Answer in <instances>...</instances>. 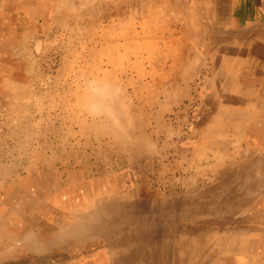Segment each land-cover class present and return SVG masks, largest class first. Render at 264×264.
Returning a JSON list of instances; mask_svg holds the SVG:
<instances>
[{
  "label": "bare ground",
  "instance_id": "bare-ground-1",
  "mask_svg": "<svg viewBox=\"0 0 264 264\" xmlns=\"http://www.w3.org/2000/svg\"><path fill=\"white\" fill-rule=\"evenodd\" d=\"M189 1L171 3L173 8L193 13L195 11L189 10ZM158 2L0 0V50L6 52L0 64L12 66L11 52L23 33L22 43L33 36L34 40L39 39V49L43 43L40 37L47 39L51 33L67 30L73 34L71 39L75 37L72 42L81 45L79 58L85 61L84 70L75 78L76 82L83 80L86 84L85 93L79 97L86 100L85 103L89 101L87 85L90 81L118 92L116 103L124 106L119 127L105 118L91 117L85 105L81 113L70 114L76 132H70L63 144L71 138L75 142L73 149H80L85 157L91 153L86 154L83 147L92 148L94 157L104 156V151L108 155L120 151L126 153L124 156H128L132 164L139 165L142 159L147 160L148 155L157 151L150 143L151 137L156 136V141L160 137L166 141L175 138L180 142L167 143L162 149L165 153H160L161 159L156 158L157 163L170 162L169 153L176 149L188 162L180 165L187 178L191 175L196 182L202 181L196 187H187V194L181 200L177 195L164 194L159 188L151 191L145 183L135 187L116 177L89 184L79 182V158L72 171L67 164L63 170V162L58 164L40 157L38 164L28 170L26 180L22 178L0 196V264H75L73 259L81 264H264V160L254 155L244 160L247 164H239L235 158L224 163L216 158V162H209L206 168L200 169L194 166L195 157L200 160L204 151L201 147L214 150L216 141L207 143V140L186 136L182 131L168 130L162 134L158 127L155 130L152 127V132L147 133L149 123L143 118L145 114L153 116L155 107L165 109L159 95L170 102L173 94L172 104L181 107L185 96L179 94V87L195 80L202 87L210 84L207 90L213 93L214 101L210 96L205 100L208 113L204 115L248 114L254 120H264V35L258 40L254 35L220 31L212 24L214 11L208 13L204 0V14L199 15L208 22L204 20L197 27L189 24L176 37L168 39L171 33L168 34L166 28L160 31L158 27L162 18L166 20L170 14L165 13L164 3ZM182 16L190 18V14ZM47 28L51 30L45 34ZM7 33L10 35L8 49ZM252 37L262 46L239 48L237 42L248 43ZM235 58L241 67L234 66V62L229 64ZM2 73L7 79L12 74L10 71ZM239 75H242L239 79L246 82H239ZM10 88V85L1 87L0 95L10 94ZM183 106L191 108L187 102ZM202 109L203 106L197 105V110ZM213 122L206 116L192 131L203 136ZM238 123L242 120L238 119ZM223 125L229 127L228 123ZM198 142H201L199 146ZM178 164L170 162L162 167L167 173L178 170ZM65 175L68 181L64 182ZM172 180L169 176L170 183ZM15 188L22 194L14 195ZM230 227L233 229L222 230ZM157 238H161L160 250L150 242Z\"/></svg>",
  "mask_w": 264,
  "mask_h": 264
},
{
  "label": "rangeland",
  "instance_id": "rangeland-1",
  "mask_svg": "<svg viewBox=\"0 0 264 264\" xmlns=\"http://www.w3.org/2000/svg\"><path fill=\"white\" fill-rule=\"evenodd\" d=\"M168 1L169 3L167 2V4H166V0H159L158 2L159 4L164 3L163 9L164 11H166L165 13L170 14V16L167 14L168 18L166 20L162 18V20L160 21L161 24L158 27L160 31H164L166 28L168 34L171 33L168 36V39L169 38L172 39L176 37L177 36L176 34H178V32L181 29H184L187 26H189V24L190 25L195 24V27H197V24L198 25L202 24L204 20L208 22L207 19L203 20L199 15V13L204 14V10H203L205 4L204 0H199L200 2H198L197 0L189 1V10L195 11L193 13L182 12L180 8L178 9L176 7L174 8L172 7V3H171L172 1L174 2V4H180V0H168ZM165 4L168 6H166ZM183 14L187 16H189L190 14V18L189 17L188 19L187 17L185 18L184 16H182ZM183 22L185 23V25ZM44 30H45V34H48L51 28L50 29L47 28ZM6 36L7 38L5 39V41L8 42V46H7L8 49L10 44V35H8L7 33ZM72 36L73 34L71 32L67 30L65 31L60 30L59 32L51 33L49 37H47V39L40 37L43 43L41 47L38 49L37 41H39V39L36 38V40H34V38H32L33 36H31L29 38L30 40L27 43H25L26 44L25 45L22 43V41L24 40V33H23L20 38L21 41L15 42V48L13 49V52L10 51L13 57L12 66L7 64L6 65L0 64V88L5 87L6 85L7 86L10 85L12 87L10 88L12 90L10 94H7L5 96L0 95V196L2 194H5L6 188H11V185L17 184L20 180H22V178L26 180L25 176H27L28 170L31 171L35 167V165L38 164V159L40 157H44V160L47 159L50 162H58V164L63 162L65 163L63 170H66V164H67V167L68 168L70 167L72 171L74 170L73 166L75 165L76 160L79 158L78 160L81 163V170H79L81 179L78 180L79 182L87 181L88 182L87 184H89L92 181L95 183L103 178H109V176L116 177L118 179L121 178L125 184L128 185L131 184L133 186L135 185V187H139V185H143V183H145L146 184L145 186H147L151 191L159 188L158 190H160L161 192L163 191L164 194L165 193L169 194V196L177 195V198L183 200L187 194L186 193L187 187L190 186L196 187V185L202 181L198 180L196 182L195 181L196 179H193L191 175L189 178H187V174H185L182 171L183 169H181L180 165L188 162L184 161V159L180 154H177L178 151L176 149H173L175 151L170 150L172 153L169 151L170 152L169 158L171 160L169 161L174 165L180 163L178 164L180 170L178 169L175 171H168L166 173V170H164L162 166H166L170 162L163 160L161 161L163 164L157 163V159L158 160L161 159L160 153L163 147H165L167 143L171 145H175L179 143L180 140L178 139L172 138L170 142L163 140L160 137V139L156 141L155 138L156 136L151 137L150 143L156 148L157 151L155 153L152 152L151 153L152 155H148L147 156L148 158H146L147 160L142 159L141 160L142 164H139L141 165V167L139 165L132 164L131 163L132 160H130L128 156H124L126 153L122 154L120 153V151L115 150L114 154L109 153V155L107 154V152L104 151V153H102L105 156L104 159V156L102 155H100V157H94L92 154V148L83 147L82 151H86L87 152L86 154L88 155L91 153V156L85 157L83 152L80 151V149H75V150L73 149L74 148L73 146H75L74 145L75 142L73 143L71 138L70 141L68 140L67 143L65 144L62 143L63 141L67 140V136H69L70 132L72 131L76 132L74 126H72L73 123L70 120V114L81 113L83 111V107L89 102L88 101L87 103H85L86 100L79 97L80 95L85 93L86 84L83 80L81 81L77 80L79 82H76L75 78L76 75H78L80 72L84 70L85 61L83 60L84 62H82L81 59L79 58V52L81 51L82 48L78 42H76V44L72 42V40H75L74 39L75 37L71 39ZM161 36L162 35H160V37ZM163 37L165 40L166 39L165 36ZM5 56H6V52L0 50V62ZM5 71L6 72L10 71L12 73L10 78L7 79L2 75L3 74L2 72ZM18 74L19 76H17ZM51 79L52 81H50ZM192 83L190 82L186 84L185 85L186 87L184 86L183 88L179 87L181 88V90H179V92L181 93L179 94L182 95L184 94L183 96H185V100L183 99L184 101L181 107L176 106L175 103L172 104L173 94L170 96V100H169L170 102H167L164 96L159 95L158 98L161 104L165 105V109L162 111L160 110L159 107H155V109L154 108L153 109L154 111H157V113L153 111V116L150 114H145L148 117L147 118L144 115L143 118L146 119L147 122L149 123V128L147 133L152 132V127L153 130L157 129L158 127V130H160L162 134L168 130L175 131L176 133L182 131V133L186 132L185 133L186 136H189L191 138L203 139L202 141L205 142L207 140V143L211 140H213V142L216 141L215 142L216 144H213L216 147L214 150H209L205 147H201L202 149H204V151H202L200 156L202 155L203 157L201 156L200 160L197 159V156L195 157V160L197 161H195L196 163L194 164V166H199L200 169L202 167L206 168L209 162H216V158L220 159L221 162L231 161L235 158L238 160L239 164H247L245 163L246 161L244 160H248L255 155V157H259L261 161H263L264 160L263 159L264 120L260 118L254 120V118L253 117L251 118V116H249L248 114L247 115L222 114L221 116L219 115V113H215L213 114L214 116L212 114L204 115L205 113H208L207 108L205 106V100L207 99V97L210 96L211 99L214 101L212 91L209 92L207 90V86H209L210 84L209 85L207 84L205 87H202L199 85V82H196L195 80ZM186 102L191 104L190 109H185V107L183 106ZM197 105L203 106V109L200 111L197 110ZM196 112H198L199 114H197ZM160 113L161 115L159 116ZM42 114L43 116H41ZM186 115L188 117H186ZM206 116H210V123H212L214 120L212 128L208 130L207 133L209 134L204 132L203 136L202 133L200 135H197L195 131L193 132L192 130L197 128L196 125L200 124L205 119ZM171 117L173 118L176 117L177 119L171 120ZM236 117L238 118L236 119ZM199 118L200 121H198ZM238 119L242 120L241 124L238 123ZM88 122H90L89 119ZM256 122L259 125H257ZM224 123H228L229 127L224 126L223 125ZM163 125L164 128H162ZM204 125H202L201 128H203ZM239 128L241 129L239 130ZM35 144L37 145V147ZM200 144L201 142H198L197 146H199ZM194 146L196 147L195 144ZM76 147H80V146H76ZM76 155H78V157H75ZM222 156L224 158H222ZM190 158L191 159L194 158L193 154L190 155ZM104 160L106 162H104ZM107 169L109 172L107 171ZM161 172L163 174H161ZM157 176H159L160 179ZM169 176L173 177L172 180L173 182L171 181V183L169 182ZM66 177L67 176L65 175L64 182L68 181ZM154 185L157 187H155ZM93 187L94 185H92V188ZM15 189L16 191L14 195H16L17 193L22 194L21 192H19V189L18 190L17 188ZM19 214L22 215V212H19ZM22 216L20 218H22ZM230 229H233V227L222 228V230L224 231L225 230L229 231ZM157 239H158L157 241L152 240L150 242L152 243V246H154L155 249L160 250V247L158 246L160 241L159 239L161 238H157ZM73 263L81 264L78 260L75 259H73Z\"/></svg>",
  "mask_w": 264,
  "mask_h": 264
},
{
  "label": "crops",
  "instance_id": "crops-1",
  "mask_svg": "<svg viewBox=\"0 0 264 264\" xmlns=\"http://www.w3.org/2000/svg\"><path fill=\"white\" fill-rule=\"evenodd\" d=\"M205 3L208 13L214 11L212 24L220 28V31L233 32L238 35H254L258 40L264 35V0H205ZM249 31L250 33L248 34L247 32ZM237 43L240 49H248L256 45L262 46V44H256L255 37H252L248 43L246 41ZM233 62L236 63L234 66L241 67L238 59L235 58L229 64ZM240 76L242 75L237 77L239 82L246 80H240Z\"/></svg>",
  "mask_w": 264,
  "mask_h": 264
},
{
  "label": "clouds",
  "instance_id": "clouds-1",
  "mask_svg": "<svg viewBox=\"0 0 264 264\" xmlns=\"http://www.w3.org/2000/svg\"><path fill=\"white\" fill-rule=\"evenodd\" d=\"M87 90L90 92L89 102L85 106L88 114L93 118H105L119 127L124 106L116 103L118 92L111 90L107 85L99 87L96 81L88 82Z\"/></svg>",
  "mask_w": 264,
  "mask_h": 264
}]
</instances>
